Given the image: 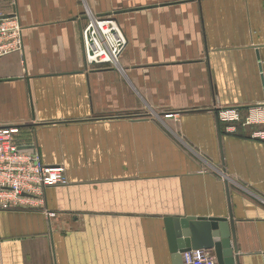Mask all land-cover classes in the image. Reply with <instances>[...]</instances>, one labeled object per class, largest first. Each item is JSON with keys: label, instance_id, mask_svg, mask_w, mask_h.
<instances>
[{"label": "crops", "instance_id": "1", "mask_svg": "<svg viewBox=\"0 0 264 264\" xmlns=\"http://www.w3.org/2000/svg\"><path fill=\"white\" fill-rule=\"evenodd\" d=\"M88 10L126 35L119 68L87 65ZM13 15L0 127L69 184L0 211V264H183L166 220L230 215L235 264H264V0H0Z\"/></svg>", "mask_w": 264, "mask_h": 264}, {"label": "built area", "instance_id": "2", "mask_svg": "<svg viewBox=\"0 0 264 264\" xmlns=\"http://www.w3.org/2000/svg\"><path fill=\"white\" fill-rule=\"evenodd\" d=\"M86 15L82 37L87 65L119 68L128 47L121 26L112 17H98L89 10ZM20 51L19 21L15 16L0 20V59ZM219 117L227 124L240 121L239 111L234 108L222 110ZM19 134L17 127H0V211L42 209L46 203V189L69 184L65 169L45 165L36 150L20 146ZM253 137L264 139V132H255ZM182 262L218 264L215 254L207 250L187 252L182 255Z\"/></svg>", "mask_w": 264, "mask_h": 264}, {"label": "water", "instance_id": "3", "mask_svg": "<svg viewBox=\"0 0 264 264\" xmlns=\"http://www.w3.org/2000/svg\"><path fill=\"white\" fill-rule=\"evenodd\" d=\"M8 18L11 16L0 20ZM166 224L171 251L180 262L187 252L207 250L214 252L218 264H235L239 250L232 215L229 219L169 218Z\"/></svg>", "mask_w": 264, "mask_h": 264}, {"label": "rangeland", "instance_id": "4", "mask_svg": "<svg viewBox=\"0 0 264 264\" xmlns=\"http://www.w3.org/2000/svg\"><path fill=\"white\" fill-rule=\"evenodd\" d=\"M65 169V168H64ZM69 181V180H68Z\"/></svg>", "mask_w": 264, "mask_h": 264}]
</instances>
